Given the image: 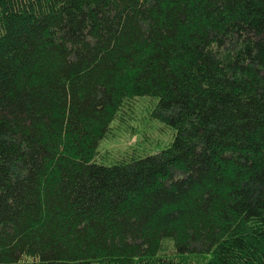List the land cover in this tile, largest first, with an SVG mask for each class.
I'll return each mask as SVG.
<instances>
[{
  "label": "trees",
  "instance_id": "trees-1",
  "mask_svg": "<svg viewBox=\"0 0 264 264\" xmlns=\"http://www.w3.org/2000/svg\"><path fill=\"white\" fill-rule=\"evenodd\" d=\"M0 264H264V0H0Z\"/></svg>",
  "mask_w": 264,
  "mask_h": 264
},
{
  "label": "rangeland",
  "instance_id": "rangeland-1",
  "mask_svg": "<svg viewBox=\"0 0 264 264\" xmlns=\"http://www.w3.org/2000/svg\"><path fill=\"white\" fill-rule=\"evenodd\" d=\"M157 104L158 99L152 97L126 103L111 124L108 136L100 142L96 163L110 166L132 152L145 157L166 149L173 142L176 132L154 116ZM165 252L172 253L170 244L165 247Z\"/></svg>",
  "mask_w": 264,
  "mask_h": 264
}]
</instances>
